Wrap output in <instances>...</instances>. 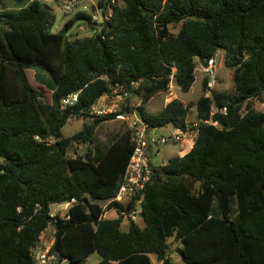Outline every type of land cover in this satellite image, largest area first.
Returning a JSON list of instances; mask_svg holds the SVG:
<instances>
[{
    "label": "trees",
    "instance_id": "obj_1",
    "mask_svg": "<svg viewBox=\"0 0 264 264\" xmlns=\"http://www.w3.org/2000/svg\"><path fill=\"white\" fill-rule=\"evenodd\" d=\"M118 1L101 2L94 34L70 39V27L89 14L52 33L55 16L41 0H0V264H35L31 248L50 225L52 252L69 264L93 252L95 264H153L151 255L162 264H264V111L249 103L264 90V0ZM220 49L233 88L213 91L203 77L210 94L196 99L193 145L153 165L136 196L142 224L122 230L120 216L99 219L134 145L128 127L95 144L97 126L116 113L93 115L91 107L114 85L137 82L127 100L142 96L145 123L184 130L191 105L173 98L153 114L144 103L172 81L189 92L198 59ZM30 68L50 75V98L31 85ZM76 91L77 102L63 106ZM72 118L82 128L65 136ZM74 143L87 145L85 153L68 156ZM72 198L66 217L51 215V205ZM170 238L181 263L170 258Z\"/></svg>",
    "mask_w": 264,
    "mask_h": 264
},
{
    "label": "rangeland",
    "instance_id": "obj_2",
    "mask_svg": "<svg viewBox=\"0 0 264 264\" xmlns=\"http://www.w3.org/2000/svg\"><path fill=\"white\" fill-rule=\"evenodd\" d=\"M103 0H80L78 3H76L75 7L72 8L70 11H65L63 8L62 3L60 0H41L42 4H46L49 6V8L52 10L54 16H55V22L53 27L51 28V32L55 33L58 32L64 25V23L67 21V19L72 18L76 13L80 11H84L87 14L90 15L91 21H87L86 19H77L75 23L70 27V29L67 32V35L70 39H73L75 37H82V36H89L96 32L97 28L99 27V24L103 20L102 15V7L101 2ZM118 4H121L120 1H116ZM97 24V25H96ZM180 25H170L169 29L171 33H176L179 29ZM217 57L215 61V73L213 76L209 77L208 88H210L213 91H231L233 88V82H232V76L230 69L227 68L224 65V50L220 49L216 52ZM202 67L200 63H197L196 69H195V81L189 90V92L183 93L179 89L175 87L174 82L171 83V88L167 91L162 93L163 95H167L168 97H173L176 95L180 100L185 101L184 104L191 105L189 110V117L190 119H195V102L196 99L202 94L209 95L210 92L206 91L203 92L202 90V79L206 76L205 73H202L201 71ZM27 77L31 83L32 86L35 88L41 89L49 98L51 95V87L49 85V81L52 83V79L47 72H44L41 69L38 68H30L26 70ZM173 93V95H171ZM262 99L253 98L249 100V103L251 106L258 110V111H264V90L261 92ZM158 99V98H156ZM112 101H108V104L110 105ZM118 107L116 109H120L124 107V104L122 102H117ZM153 104V100L148 105V109L151 111V107ZM246 105V102L243 105V110ZM154 112V111H153ZM84 120L83 119H76L72 118L69 119L66 125L62 129V133L65 136H71L77 131L81 130ZM192 122V121H190ZM128 127L127 123L123 121H119L117 119L112 120H106L102 123H100L95 132V138L94 143L95 144H101L105 145L108 142H110L113 137L124 130V128ZM172 130L171 124L165 125L163 127L157 128L154 131H152L156 136H169L170 131ZM188 138V137H187ZM189 142L192 143L193 139L192 137H189ZM188 144L184 142L183 146L181 147L179 145V142H172L168 141L167 143H163L158 145L157 147H152L153 153H156V163L158 165L165 164L168 159L172 156L178 155L180 153H184L188 150ZM87 148V145L81 144V143H74L73 148L70 150L72 153L73 150H76L77 154L82 155L85 153ZM186 153V152H185ZM51 213L53 216L58 215L62 218H64L67 214V210L65 208H59L58 206L51 205L50 206ZM115 211H110L107 213V217H116ZM128 221L126 219H123L121 222V229L126 230L128 227ZM139 225L142 224L141 221L138 222ZM54 238V228L50 225L47 227V229L43 233L42 240L43 241H53ZM168 242L170 243V247L172 249V252L170 254V258L172 261L181 263V257L177 251V248L180 247L179 242L173 241L171 238L168 239ZM100 260V256L93 252L90 255H88L80 264H95ZM151 260L153 264H162V262L157 261L156 257L154 255H151ZM61 264H69L68 262H62Z\"/></svg>",
    "mask_w": 264,
    "mask_h": 264
},
{
    "label": "built area",
    "instance_id": "obj_3",
    "mask_svg": "<svg viewBox=\"0 0 264 264\" xmlns=\"http://www.w3.org/2000/svg\"><path fill=\"white\" fill-rule=\"evenodd\" d=\"M78 1L80 0H60L64 10L67 12L74 8ZM116 1L117 0H110L111 4ZM110 14L111 8L109 7L108 16ZM216 57L217 54L215 53L208 60L207 66L203 67V73H205L206 76L214 75ZM171 83L169 88L171 87ZM208 84H210V82H208ZM137 87V82H131L126 86L116 84L111 88V90L103 95V99L99 98L90 110V113L93 115L116 113L115 119L127 123L131 132V140L134 145L115 196L100 204L102 213L100 214L99 219L107 217L108 212L115 211L116 215L120 216L122 220L126 219L128 222L132 221L135 223L142 221L141 200L136 199V196L151 181L153 165H157L155 155H152V147H157L158 145L167 143L168 141H189V137H192L194 140L197 133V127L200 123L199 120L195 119L190 122L184 130L173 127L169 136H156L152 132L155 129L150 128L151 126H148L145 123L137 111V107L143 105L142 96H136L137 102L133 105L127 104L130 91L132 89H136ZM78 94L79 92L76 91L63 98L62 105H73L78 100ZM108 101H112V103L109 105ZM118 101L128 106L130 110L122 111L120 109H116L118 107ZM225 110V108L220 109L221 112H225ZM204 122L211 123V121L208 120ZM68 156H74V154L69 152ZM133 199H135L134 203H132ZM75 202L76 199L72 198L67 202L57 203L56 206L68 210V208ZM113 203H118V205H111ZM130 203H132L131 206H129ZM51 215L53 216L52 213ZM42 237L43 233L41 234L38 243L31 248V255L35 264H61L62 262H67L66 260L59 261L57 254L52 252L53 241H43Z\"/></svg>",
    "mask_w": 264,
    "mask_h": 264
},
{
    "label": "crops",
    "instance_id": "obj_4",
    "mask_svg": "<svg viewBox=\"0 0 264 264\" xmlns=\"http://www.w3.org/2000/svg\"><path fill=\"white\" fill-rule=\"evenodd\" d=\"M201 67H202V69H201V71H202V73H203V65H201ZM172 87V86H171ZM170 87V88H171ZM175 87L177 88V90L179 89L176 85H175ZM169 88V89H170ZM162 93H164V92H162ZM162 93H159V94H156V95H154L152 98H150L146 103H144V107H145V110L147 111V112H149V113H153V114H156V113H158L171 99H173V98H178L176 95H174L173 97H168L167 95L165 96V95H163ZM171 95H173V93L171 94ZM156 98H158V99H156ZM100 99H103V96L102 97H100ZM179 99V98H178ZM153 100V104H152V107H151V111L148 109V105L150 104V102ZM182 101V100H181ZM137 102V97L135 96V97H131L129 100H127V104L128 105H133L134 103H136ZM183 103H185V101H182ZM154 111V112H153ZM189 113L190 112H188V118H187V120H188V122L190 123V121H194L195 119H196V117H195V119H190V117H189ZM172 129H173V126H172ZM195 139V138H194ZM184 142H186V144H188V150L187 151H185V152H188L189 150H190V148L192 147V145H193V142H194V140H193V142L192 143H190L189 141H181V142H179V145L182 147L183 146V144H184ZM182 151L180 150V153L178 154V155H183V154H185V152L184 153H181ZM152 155H155V159H156V153H152Z\"/></svg>",
    "mask_w": 264,
    "mask_h": 264
},
{
    "label": "water",
    "instance_id": "obj_5",
    "mask_svg": "<svg viewBox=\"0 0 264 264\" xmlns=\"http://www.w3.org/2000/svg\"><path fill=\"white\" fill-rule=\"evenodd\" d=\"M209 59H210V56L205 57V58H199L198 60H199V63L203 65V67H206ZM150 128H153V127H150ZM154 129H157V128L155 127Z\"/></svg>",
    "mask_w": 264,
    "mask_h": 264
}]
</instances>
